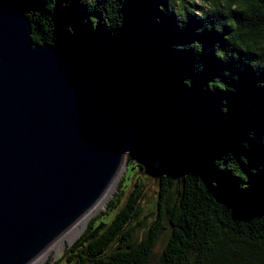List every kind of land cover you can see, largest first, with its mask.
Returning <instances> with one entry per match:
<instances>
[{
  "label": "trees",
  "instance_id": "16d2710c",
  "mask_svg": "<svg viewBox=\"0 0 264 264\" xmlns=\"http://www.w3.org/2000/svg\"><path fill=\"white\" fill-rule=\"evenodd\" d=\"M17 4L34 41L55 45L98 107L137 131L154 171L129 161L132 175L52 264H264V66L230 44L231 28L192 14L178 27L166 0Z\"/></svg>",
  "mask_w": 264,
  "mask_h": 264
},
{
  "label": "water",
  "instance_id": "95a60500",
  "mask_svg": "<svg viewBox=\"0 0 264 264\" xmlns=\"http://www.w3.org/2000/svg\"><path fill=\"white\" fill-rule=\"evenodd\" d=\"M138 139L55 45L34 41L17 0L0 1V264H33L86 220L80 235L129 155L145 166Z\"/></svg>",
  "mask_w": 264,
  "mask_h": 264
},
{
  "label": "clouds",
  "instance_id": "9594fccd",
  "mask_svg": "<svg viewBox=\"0 0 264 264\" xmlns=\"http://www.w3.org/2000/svg\"><path fill=\"white\" fill-rule=\"evenodd\" d=\"M163 10L176 17L178 27L184 26L189 14L203 20L216 17L217 23L212 27L218 31H222L224 25L231 28L225 38L241 49L246 58L255 57L248 61L253 69L264 66V0H166ZM233 13H240V16ZM215 54L227 60L232 51L217 46Z\"/></svg>",
  "mask_w": 264,
  "mask_h": 264
},
{
  "label": "rangeland",
  "instance_id": "374dc122",
  "mask_svg": "<svg viewBox=\"0 0 264 264\" xmlns=\"http://www.w3.org/2000/svg\"><path fill=\"white\" fill-rule=\"evenodd\" d=\"M132 131H130V137H131ZM130 157H128L127 160V164L125 165V167L123 168V171L118 179V181L116 182L114 188L112 189V191L110 192V194L108 195L107 199H104L99 206L97 207V210H95L94 214H97L101 211H103L106 206L108 201L110 200V198L112 197L111 194L115 193L119 187L121 185H123V178L126 175V173H129V175H132V170H128V166H129V161H132L134 163H138L139 160L137 157H134L132 155H129ZM145 163V166H143L145 168V171H143L145 176L150 177V179H152L154 177V171L152 169V166L143 161ZM129 190V189H128ZM155 189L152 188L150 194L154 195L155 193ZM92 215V216H93ZM91 216V217H92ZM86 221V220H85ZM85 221H82L80 224H78L72 231H70L69 233H67L65 236H63L59 241H57L55 244V247H52L49 251H48V256L46 258H43L45 253L40 256L33 264H52L58 257L59 255L65 250V248L70 245L71 240H75L76 237H78L79 235V231H81V229L83 228V225L85 224ZM59 244V245H58ZM47 254V253H46Z\"/></svg>",
  "mask_w": 264,
  "mask_h": 264
},
{
  "label": "bare ground",
  "instance_id": "6f19581e",
  "mask_svg": "<svg viewBox=\"0 0 264 264\" xmlns=\"http://www.w3.org/2000/svg\"><path fill=\"white\" fill-rule=\"evenodd\" d=\"M128 137H130V133H128ZM127 157H128V153H127ZM126 159H127V158H126ZM126 162H127V160H126ZM115 184H116V183H115ZM115 184H114V186H115ZM114 186L111 188V190L109 191V193L107 194V196L104 197V199H107L108 195L110 194V192L112 191V189L114 188ZM104 199H103V200H104ZM103 200H102V201H103ZM102 201H101V202H102ZM101 202H100V203H101ZM100 203H99V204H100ZM99 204L95 207V209L93 210V213L95 212V210H97V207L99 206ZM72 230H73V229H72ZM72 230H71V231H72ZM59 240H60V239H59ZM59 240H58V241H59ZM55 244H57V243L55 242V243H54V244H53V245L47 250V252H46L47 254L45 253V255H44L43 258H46V257L48 256V251H49L52 247H55ZM58 245H59V244H58ZM49 252H50V251H49Z\"/></svg>",
  "mask_w": 264,
  "mask_h": 264
}]
</instances>
